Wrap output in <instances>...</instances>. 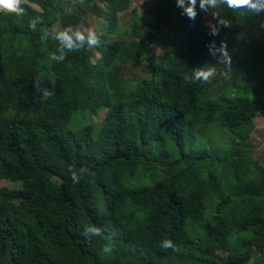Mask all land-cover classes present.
<instances>
[{"label":"trees","instance_id":"16d2710c","mask_svg":"<svg viewBox=\"0 0 264 264\" xmlns=\"http://www.w3.org/2000/svg\"><path fill=\"white\" fill-rule=\"evenodd\" d=\"M77 1V10L29 0L22 17L0 13V180L22 184L0 187V264H264V163L252 143L264 40L240 38L264 14L221 6L231 27L211 36L199 0L195 20L176 0H157L149 44L160 35L166 46L142 57L136 8L121 25L132 0ZM82 11L105 18L106 36L53 60L58 42L41 29L81 26ZM222 40L230 67L195 79L193 70L218 66L206 45ZM141 59L149 77L121 79L115 64ZM103 110L98 130L70 128L77 113ZM89 225L103 236L86 237ZM164 239L180 250L161 248Z\"/></svg>","mask_w":264,"mask_h":264},{"label":"clouds","instance_id":"9594fccd","mask_svg":"<svg viewBox=\"0 0 264 264\" xmlns=\"http://www.w3.org/2000/svg\"><path fill=\"white\" fill-rule=\"evenodd\" d=\"M29 0H0V13L14 14L16 16H24L26 14L25 5ZM177 7H182V15H186L189 19L195 20L197 16V0H176ZM221 6H227V8L233 11H240L242 14L248 16H260L264 14V0H199V9L204 13L211 15L212 20L209 21L206 27L209 29V35L218 36L222 28L231 27V21L225 17H221L219 11H215L221 8ZM213 21H215L213 23ZM42 23L40 16L33 17L29 20L28 27L33 31L36 30L37 25ZM264 28V22L260 25ZM42 40L52 39L58 42V47L52 54L51 58L57 62L65 60L66 56L70 52H76L83 50L85 47L96 48L100 46L99 35L91 28H84L81 26L73 27L68 25L66 27H58L53 25L51 28L41 29ZM210 55L214 56L219 63L224 64L225 67L231 65V53L228 50L227 42L221 41L219 46L215 41H212L208 45ZM194 77L197 80L207 82L213 75L212 71H205L204 67L193 70ZM38 90L39 81L35 83ZM53 95V91H45L43 97L47 99ZM74 183H79L80 179L72 175ZM86 237L90 236H103V232L100 228L89 225L84 230ZM107 243L105 244L103 251L110 253L114 247L111 237H106ZM160 247L167 250L172 249L174 252L180 250L179 246L175 244L171 239H164L160 243Z\"/></svg>","mask_w":264,"mask_h":264},{"label":"rangeland","instance_id":"374dc122","mask_svg":"<svg viewBox=\"0 0 264 264\" xmlns=\"http://www.w3.org/2000/svg\"><path fill=\"white\" fill-rule=\"evenodd\" d=\"M157 0H132L131 7L128 11L121 12L120 18H121V25L123 26L124 30H127L128 23L132 17L131 11H133L134 8L137 9L138 14L140 16V20L142 22L144 30H141V34L143 35L142 38H139L137 47L135 49V56L144 55V52L149 48L151 52H154V54L157 56L160 51L163 50V45L166 46L165 39L159 35V43L156 44L155 41H153L151 44H149V28L148 25L149 22L154 21V9L157 5ZM61 5H70V9L77 10L78 1L77 0H60ZM101 9H105L104 6L99 5ZM31 7L35 11H40V9L37 6L31 5ZM83 15V23L82 26L84 28H91L94 30L100 37V39L104 38L106 36V33L103 31V26L105 25V18L103 16H96L94 14L85 13L82 11ZM212 20L211 15L204 17V22L207 24L209 21ZM215 21H213L214 23ZM264 22V17L260 16L259 19L252 23V24H245L243 27L242 32L240 33V38L243 40L249 41L252 38L259 37L264 40V28H261V23ZM216 43V42H215ZM217 46H219L216 43ZM94 53V62H97L99 59H101V56L97 51L92 50ZM134 56V58H135ZM143 57V56H142ZM131 62H117L115 64V68L120 72L121 79L128 80L130 78H141L143 76L149 77L151 73V67L146 60L141 59L138 62H135L133 60H130ZM221 66V63L218 62L217 67H209L206 71H212L213 75L218 71L219 67ZM211 76V77H212ZM215 93H211L213 95ZM105 117V111L99 112V114L96 117H88L86 115H83L81 113H77L70 124L71 129H76L80 126H85L88 124H92L95 130H98L101 125L103 124V119ZM256 129L252 133V143L255 146L254 149V155L255 157L259 158L264 163V112L261 114V116L257 117L256 120ZM21 183H14L11 181H1L0 180V187L10 188V189H20Z\"/></svg>","mask_w":264,"mask_h":264}]
</instances>
